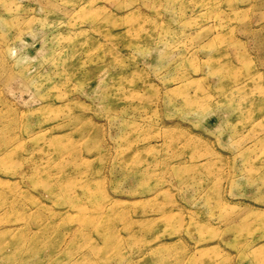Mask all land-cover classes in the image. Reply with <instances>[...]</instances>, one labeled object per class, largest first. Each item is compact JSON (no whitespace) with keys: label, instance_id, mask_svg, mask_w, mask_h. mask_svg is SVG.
I'll return each instance as SVG.
<instances>
[{"label":"rangeland","instance_id":"rangeland-1","mask_svg":"<svg viewBox=\"0 0 264 264\" xmlns=\"http://www.w3.org/2000/svg\"><path fill=\"white\" fill-rule=\"evenodd\" d=\"M0 264H264V0H0Z\"/></svg>","mask_w":264,"mask_h":264}]
</instances>
